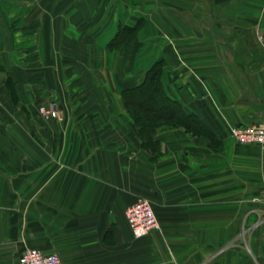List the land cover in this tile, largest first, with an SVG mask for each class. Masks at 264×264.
<instances>
[{"label":"crops","instance_id":"0c3cea01","mask_svg":"<svg viewBox=\"0 0 264 264\" xmlns=\"http://www.w3.org/2000/svg\"><path fill=\"white\" fill-rule=\"evenodd\" d=\"M124 28L135 36L110 49ZM159 59L200 130L161 126L151 152L121 91ZM70 81L116 102L68 104ZM252 123L264 0H0V264L25 247L64 264H264V148L229 135ZM138 197L159 229L135 238L125 210Z\"/></svg>","mask_w":264,"mask_h":264},{"label":"trees","instance_id":"16d2710c","mask_svg":"<svg viewBox=\"0 0 264 264\" xmlns=\"http://www.w3.org/2000/svg\"><path fill=\"white\" fill-rule=\"evenodd\" d=\"M136 30L124 28L109 43L110 49L119 48L123 41L134 37ZM162 59L156 60L145 72L141 82L121 91V98L131 118V127L141 146L151 152L156 148V130L161 126H182L187 129L200 127L197 118L188 114L182 105L170 98L163 87L161 73ZM139 92L145 95L138 97Z\"/></svg>","mask_w":264,"mask_h":264},{"label":"built area","instance_id":"2783aa9c","mask_svg":"<svg viewBox=\"0 0 264 264\" xmlns=\"http://www.w3.org/2000/svg\"><path fill=\"white\" fill-rule=\"evenodd\" d=\"M39 114L44 119H58L59 112L53 104L38 107ZM229 135L238 143L254 144L264 148V123L232 126ZM127 225L135 238L145 236L159 229V223L151 202L145 197H138L126 208ZM17 264H64L55 253L45 254L37 248L25 247L18 256Z\"/></svg>","mask_w":264,"mask_h":264},{"label":"rangeland","instance_id":"374dc122","mask_svg":"<svg viewBox=\"0 0 264 264\" xmlns=\"http://www.w3.org/2000/svg\"><path fill=\"white\" fill-rule=\"evenodd\" d=\"M16 51L17 52H19L20 53V51H21V49H16ZM133 53H136V52H133ZM131 60V59H130ZM102 74V73H101ZM103 75V74H102ZM70 84V85H69ZM69 84H65L66 85V87H65V95H63V98H65L66 99V102L68 103V104H75V103H86V102H88V100H90V102H94V103H96V104H101V103H106V104H111V103H115L116 102V99L114 98V96L113 95H108V94H110L109 93V91H108V93H106V96H104V97H102V96H99L98 95V91L99 90H97L96 89V87L94 88H92L93 90V95H91L90 97H86L85 95H76V96H74V91H78V90H80V88L78 87L79 85H77V84H75V86H74V83H73V81H70V83ZM92 84V83H91ZM101 86H100V88H102V86L104 87V86H107L108 87V85H107V83H106V81L105 80H102L101 81V84H100ZM77 93H79V92H77ZM97 94V95H96ZM143 95H145V93L144 92H139L138 93V97H142ZM39 100H38V102H35L34 103V106L36 107H39V106H41V105H43V103H41L40 105H39ZM48 104V103H47ZM127 110V109H126ZM128 112V111H127ZM102 113H104V112H102ZM128 115H129V112H128ZM129 117H130V115H129ZM131 119V118H130Z\"/></svg>","mask_w":264,"mask_h":264}]
</instances>
